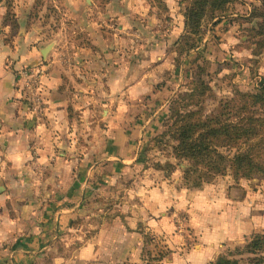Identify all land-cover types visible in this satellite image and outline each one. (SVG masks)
<instances>
[{
	"label": "crops",
	"instance_id": "obj_1",
	"mask_svg": "<svg viewBox=\"0 0 264 264\" xmlns=\"http://www.w3.org/2000/svg\"><path fill=\"white\" fill-rule=\"evenodd\" d=\"M60 1L74 17H83L85 6H91L86 0ZM99 1L89 0L94 8ZM105 1V10L125 28L142 31L150 14L160 24L146 22L151 31L157 29L154 36L149 33L150 43L127 48L136 62L119 65L115 61H124L117 59L125 43L87 22L88 44L77 46L73 76L58 61H41L40 32L25 20L29 10L12 13L14 21L25 22L19 38L0 3V264H212L224 259L264 230V208L251 207L250 192L244 191L241 201L228 178L192 189L187 185L191 172L181 166L167 176L171 184L141 185L140 174L134 184L114 188L137 174L144 158L154 161L153 145H146L159 122L151 118L139 135V114L167 98L163 91L170 82L160 85V77L165 69L171 72V48L184 30L183 16L174 20L172 12L176 7L183 14L184 7L180 0H161L171 12L163 14L150 0ZM160 18L170 22L164 25L168 35L158 30ZM223 42L217 40L220 46ZM220 50H210V57ZM231 54L242 56L234 49ZM42 65L47 111L37 120L29 114L18 79L24 68ZM155 84L160 87L154 89ZM115 192L124 195L119 203L97 200ZM174 210L185 216L188 231L178 234L183 242L175 234ZM147 232L167 245L151 262L143 253Z\"/></svg>",
	"mask_w": 264,
	"mask_h": 264
},
{
	"label": "rangeland",
	"instance_id": "obj_2",
	"mask_svg": "<svg viewBox=\"0 0 264 264\" xmlns=\"http://www.w3.org/2000/svg\"><path fill=\"white\" fill-rule=\"evenodd\" d=\"M263 1L264 0H238L237 3L233 4L226 13L218 16L215 20H208L203 23L199 37H197L198 41L193 49L179 55L178 57L174 51V47L171 48V51L174 54V58L170 60L171 72L168 75L169 71L165 69L160 77L163 81L160 85L164 84V81L170 82L168 89H164L163 91V95L167 96V98L165 99L164 97L160 100H155L149 109H144L142 114L140 112L139 116L142 117L143 123L141 125H143V127L141 128L139 135L146 132L145 128L151 118L158 119L159 122V128L155 131L156 133L154 132L155 134L153 133L155 135L153 138L161 133L163 130L162 127L169 115V107L177 98L190 100L189 102H184L188 106V110L200 108L204 115H210L219 109L223 101L233 99L236 91L252 92L259 88L264 81V22L261 18L256 16L257 11H254L255 9H261ZM86 2L91 6L89 8L85 6L83 17H74L71 9L67 12L66 8L62 6L60 0H18L17 3L15 0H0L3 8L6 9V16L8 15V19L11 22L10 26L12 27V33L15 34L16 37H23L22 31L24 30L25 22L14 21L12 13L20 7L29 10V15L25 20L27 21V25L33 24L34 30L40 32L38 36L41 38V40H39L41 42L37 46L42 45L38 48L41 61L45 63L52 60L58 61L63 71L68 75L73 76L75 72V52L77 46L80 44L85 47L88 44L87 28L89 26L83 27L90 25L89 23L87 24V22L96 26L98 31L104 33L107 37L120 39L125 43V51L123 50V47H121L118 59L115 55L117 60H119L121 56L124 61L115 62H118L119 65L124 63L131 65L136 62L133 56L128 54L126 50L130 47L133 49H139L141 46L150 43L152 39L151 35H155L151 33L157 29L154 28L152 29L153 31H151V27L147 26L146 22L153 25L154 23L160 24V22L155 21L154 14L149 15V19H146L143 22L144 27L142 28V31L138 32L132 28L123 27V24L119 21L117 16L110 15V13L108 14L105 10V0H100L95 4V8L89 0H86ZM149 2L153 7H158L163 14L170 12L167 11L161 0H150ZM153 11H157V9L154 8ZM172 15L174 20L179 19V21L181 15L183 16L180 8L176 7L173 9ZM159 20L163 23V28L158 30L161 31V33L167 34L166 31L168 29H166L164 25H168L170 22L166 21L165 18H160ZM261 25H263L262 28L260 27ZM157 28H159V25ZM227 38H234L235 40L231 41L230 44H227ZM218 39L224 41L221 46L217 44ZM52 43H54V45L44 59L40 53V49ZM215 47H217L218 50H223H220L217 57H210L213 55L210 50L215 52ZM233 49L238 51L242 56L239 58L234 57V54H231ZM52 53H54L53 58L51 57ZM231 57H234V59ZM195 61H198L199 64H196ZM168 62L169 61H167V63ZM42 66L45 67L44 65ZM200 72L203 73L202 79L207 84L206 86L208 87V90L203 97L204 103L201 106H196L195 102L191 100V95L193 93L192 84L197 74ZM168 76L171 79H169ZM160 85L155 84L154 89H157ZM157 107L158 110L156 112H151ZM144 118H148L147 121ZM153 138L151 137L149 139L150 143L148 142V145L146 146L148 148L152 143L153 147L151 152L153 153L152 156H154V161L144 158L137 167V174H131V178L115 183L114 188L117 191L125 186L134 184L136 175L140 174L144 176L142 180H137L141 185L143 182H145V185H153V183L159 182L171 184L168 177L171 175L172 171L175 170L174 166L177 162L170 154L169 147L152 142L151 140ZM141 147L142 146L139 145L137 151H140ZM176 172L178 176L185 177L181 171ZM222 178H228L231 181V183L229 182V186L237 190V195L241 201L245 197L246 192H250L253 197L251 207L253 209L259 207L264 208V180L260 178H253L249 181L242 180L240 182H234L230 176L214 177L210 182H206L199 187H193L190 185L191 182H187V185H190V188L192 189H198L203 185L215 184ZM123 196V194L115 192L101 196L100 198H97V200H109L113 203H119ZM93 199L94 197L92 200ZM173 213L176 215L174 218L175 234H177V238L183 242L178 234H186L188 231L185 226V216L178 210H174ZM257 234H264V230L256 233V235ZM145 238L148 239V244L146 245L148 246V251H150L151 254H154L153 257V255H150L146 250L148 256L145 260L151 262L166 252L167 245L164 241L154 238L149 232L145 234L144 240ZM231 251H234V249H231L228 252L230 253ZM243 264H246L245 261Z\"/></svg>",
	"mask_w": 264,
	"mask_h": 264
},
{
	"label": "trees",
	"instance_id": "obj_3",
	"mask_svg": "<svg viewBox=\"0 0 264 264\" xmlns=\"http://www.w3.org/2000/svg\"><path fill=\"white\" fill-rule=\"evenodd\" d=\"M237 1L180 0L184 7V30L174 45L177 56L195 47L205 21L215 20ZM256 11V16L264 22V1ZM202 76V72L198 73L192 84L191 100L196 106L204 103L208 90ZM189 101L177 98L171 103L163 130L151 141L169 147L177 162L175 169L181 165L187 167L184 172H191L187 176L190 185L199 187L214 177L225 176L234 182L264 180V81L255 91H236L233 99L223 101L210 115H204L200 108L188 110L184 102ZM147 244L145 238V258ZM244 261L264 264V234L253 235L226 258L212 264H243Z\"/></svg>",
	"mask_w": 264,
	"mask_h": 264
},
{
	"label": "built area",
	"instance_id": "obj_4",
	"mask_svg": "<svg viewBox=\"0 0 264 264\" xmlns=\"http://www.w3.org/2000/svg\"><path fill=\"white\" fill-rule=\"evenodd\" d=\"M46 68L43 66H29L24 68L18 79V85L24 95L29 114L33 119L44 118L47 111V102L43 94V78Z\"/></svg>",
	"mask_w": 264,
	"mask_h": 264
},
{
	"label": "water",
	"instance_id": "obj_5",
	"mask_svg": "<svg viewBox=\"0 0 264 264\" xmlns=\"http://www.w3.org/2000/svg\"><path fill=\"white\" fill-rule=\"evenodd\" d=\"M23 32V31H22ZM54 43L40 49V53L42 55V57L45 59L47 57V55L49 54L50 49L53 47ZM182 169H186L187 167H185L184 165L181 166ZM4 192V188L2 186V183L0 181V194Z\"/></svg>",
	"mask_w": 264,
	"mask_h": 264
}]
</instances>
